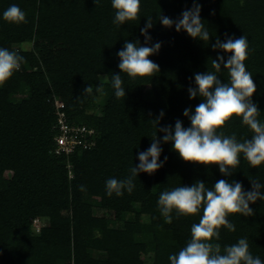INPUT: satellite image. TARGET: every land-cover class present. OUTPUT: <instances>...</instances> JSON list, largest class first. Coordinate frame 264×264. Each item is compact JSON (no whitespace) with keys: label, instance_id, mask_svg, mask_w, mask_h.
I'll return each instance as SVG.
<instances>
[{"label":"trees","instance_id":"1","mask_svg":"<svg viewBox=\"0 0 264 264\" xmlns=\"http://www.w3.org/2000/svg\"><path fill=\"white\" fill-rule=\"evenodd\" d=\"M201 19L210 39H194L175 26L165 27L157 18L176 20L193 0H141L139 16L123 25L113 23L111 0H0V47L24 57L18 70L0 82V264H170L191 238L196 215L172 213L166 223L158 207L161 192L191 186L203 180L212 188L217 180L241 182L251 190V180L264 184V163L253 168L241 154L231 176L218 165L185 162L164 143L158 128L177 119L189 127L184 110L202 102L190 99L197 72L215 71L211 60L229 53L212 48L217 38L248 39L245 61L257 91L253 102L264 122V0H199ZM18 5L26 22L9 23L3 12ZM214 10V14H213ZM151 43L144 45L141 28L147 17ZM143 46L162 44L149 58L159 71L149 77L130 78L118 67L117 53L126 41ZM122 76L125 97L117 99L111 86L113 74ZM228 82L227 70L216 73ZM104 82L105 94L95 89ZM93 87L91 95L84 89ZM55 98L64 103L68 123L93 127L94 144L78 146L69 154L57 153ZM165 115L156 126L152 120ZM236 134L242 142L252 132L240 117L218 129ZM157 134L168 160L153 174L141 172L135 188L122 196L106 193L109 178L125 179L138 165ZM8 172V174H7ZM85 186V191L80 186ZM264 191V189H262ZM254 213L230 214L235 232L221 227L224 246L247 238L249 251L264 262V201L250 203ZM38 219V225L35 220ZM41 220L46 222L40 223Z\"/></svg>","mask_w":264,"mask_h":264},{"label":"clouds","instance_id":"2","mask_svg":"<svg viewBox=\"0 0 264 264\" xmlns=\"http://www.w3.org/2000/svg\"><path fill=\"white\" fill-rule=\"evenodd\" d=\"M94 3L98 5L99 0H94ZM111 4L115 9L113 23L116 25L136 20L139 16L141 0H111ZM201 9L199 0H193L192 8L185 9L176 20L163 13L157 18L165 27L171 28L174 25L177 32L184 30L192 38L206 42L210 39V34L201 19ZM3 19L19 24L26 22V14L18 5L12 4L4 10ZM152 27L153 18L149 16L146 26L141 28V33L145 36L144 45L151 43L152 37L148 29ZM161 46L160 42L153 46H143L139 40L135 43L126 41L122 50L117 53L120 58L119 69L132 79L153 76L159 71V65L149 57L158 53ZM212 48L230 55L227 60L223 55L211 60L215 71L194 74L195 87L188 88L190 99L199 96L202 102L195 107L194 112L191 108L184 110L183 114L189 118L190 126L185 127L177 119L174 129L172 125H167L159 127L158 131L165 133L162 141L172 142V148L185 162L218 165L223 175L231 176L240 164L241 154L253 168L264 163V122L258 119L260 109L252 99L257 86L245 65L249 48L247 36L228 37L226 42L217 38ZM23 60L24 57L18 52L0 47V82L11 77ZM222 66L227 70L228 82H224L216 74ZM122 84V76L114 73L111 86L117 99L126 95ZM95 91L100 95L105 94L104 82L96 86ZM92 93V86L84 89L85 95ZM164 115L161 110L159 117L152 120L153 123L157 126ZM234 116L240 117L243 125L249 128L252 132L251 138L240 142L235 133L225 135L218 132ZM151 139L150 147L139 153L140 163L129 169L130 174L125 179L109 178L106 181V193L109 197L113 193L122 196L125 190L131 194L135 188L134 180L139 173L153 174L164 166L168 157L165 156L164 161H160L163 151L161 138L154 134ZM250 180V191H245L241 182L220 179L212 188L206 187L203 180H197L191 186L183 185L160 193L158 207L166 223H172L174 211L179 217L196 215L202 210L199 222L191 226L190 240L177 254L169 256L170 264H264L249 251L247 238H240L238 242L224 246L223 249L220 243L212 242L219 241L221 227L231 232L236 231L235 225L227 219L230 214L252 216L254 211L250 203L264 201V184L258 179ZM80 190L85 191V186L81 185Z\"/></svg>","mask_w":264,"mask_h":264},{"label":"built area","instance_id":"3","mask_svg":"<svg viewBox=\"0 0 264 264\" xmlns=\"http://www.w3.org/2000/svg\"><path fill=\"white\" fill-rule=\"evenodd\" d=\"M54 104L57 113V122L54 125L55 129H57V134L55 136L57 142L55 151L57 153L63 152L69 154L78 146L86 148L94 144V140L90 139V136L96 132L94 128L85 124L76 125L68 123L63 110L64 103L60 99L55 98ZM35 222L38 225V219H36Z\"/></svg>","mask_w":264,"mask_h":264},{"label":"rangeland","instance_id":"4","mask_svg":"<svg viewBox=\"0 0 264 264\" xmlns=\"http://www.w3.org/2000/svg\"><path fill=\"white\" fill-rule=\"evenodd\" d=\"M7 174H8V172H7ZM42 222H46V221H44V220H41V221H40V223H42Z\"/></svg>","mask_w":264,"mask_h":264}]
</instances>
